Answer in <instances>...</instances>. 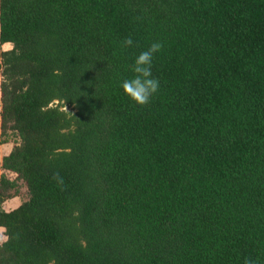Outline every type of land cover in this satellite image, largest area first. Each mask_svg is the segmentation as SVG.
<instances>
[{
  "label": "trees",
  "instance_id": "16d2710c",
  "mask_svg": "<svg viewBox=\"0 0 264 264\" xmlns=\"http://www.w3.org/2000/svg\"><path fill=\"white\" fill-rule=\"evenodd\" d=\"M7 43L0 264H264V0H0Z\"/></svg>",
  "mask_w": 264,
  "mask_h": 264
},
{
  "label": "clouds",
  "instance_id": "9594fccd",
  "mask_svg": "<svg viewBox=\"0 0 264 264\" xmlns=\"http://www.w3.org/2000/svg\"><path fill=\"white\" fill-rule=\"evenodd\" d=\"M121 43L125 47L132 46L133 40L129 37ZM162 48L163 44L161 42H154L149 48L140 52L131 66L133 76L121 82L120 87L124 93L136 104L141 106L148 104L159 89V80L152 75V62L154 54L161 51ZM54 179L59 184H63V180L58 173L54 175ZM245 264H252V262L246 260Z\"/></svg>",
  "mask_w": 264,
  "mask_h": 264
},
{
  "label": "crops",
  "instance_id": "0c3cea01",
  "mask_svg": "<svg viewBox=\"0 0 264 264\" xmlns=\"http://www.w3.org/2000/svg\"><path fill=\"white\" fill-rule=\"evenodd\" d=\"M12 49V45L10 43L1 45L0 44V51H8ZM0 85H1V79H0ZM0 113H1V89H0ZM1 116H0V174H4L6 175V177L11 181V182H16L17 181V174L10 172V171H6L3 170L2 165H3V160L4 158L8 157L14 147L15 144L14 143H1ZM22 184V183H20ZM22 194L15 196L11 199H7L4 203H3V209L6 212H11L17 208H19L23 202L25 201V197H24V193H27L26 187L23 186V188L21 189ZM6 230L5 228L0 227V245L3 244L6 240V234H5Z\"/></svg>",
  "mask_w": 264,
  "mask_h": 264
},
{
  "label": "rangeland",
  "instance_id": "374dc122",
  "mask_svg": "<svg viewBox=\"0 0 264 264\" xmlns=\"http://www.w3.org/2000/svg\"><path fill=\"white\" fill-rule=\"evenodd\" d=\"M55 104H58V102H56ZM65 111H67V112H69V113H71V114H75V111H74V109L72 108V107H65V108H63ZM26 190H27V188H26ZM24 199H26L27 198V194L26 193H24Z\"/></svg>",
  "mask_w": 264,
  "mask_h": 264
}]
</instances>
